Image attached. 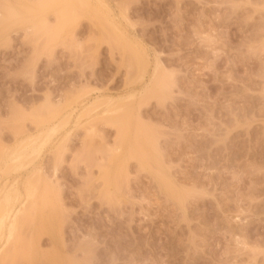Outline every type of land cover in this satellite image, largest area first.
<instances>
[{
    "label": "rangeland",
    "instance_id": "rangeland-1",
    "mask_svg": "<svg viewBox=\"0 0 264 264\" xmlns=\"http://www.w3.org/2000/svg\"><path fill=\"white\" fill-rule=\"evenodd\" d=\"M55 2L35 31L16 18L0 24V160L10 162L0 201L31 203L0 239V264H264V0H106L135 41L125 37L123 54L124 37L118 45L108 29L109 41L89 8H70L68 21L65 11L59 28ZM132 48L149 63L144 84L141 63L129 69ZM156 65L166 90L141 103ZM129 94L121 131L117 115H99ZM99 98L88 122L83 110Z\"/></svg>",
    "mask_w": 264,
    "mask_h": 264
},
{
    "label": "bare ground",
    "instance_id": "bare-ground-1",
    "mask_svg": "<svg viewBox=\"0 0 264 264\" xmlns=\"http://www.w3.org/2000/svg\"><path fill=\"white\" fill-rule=\"evenodd\" d=\"M48 1H50V0H37V2L36 3H34V4H30V5H28V6H24V7H21L20 9L19 8H17L16 7V5L17 4H15V3H13L11 0H6V5H4L3 7H2V9L0 10V24L1 23H4V19H10V18H16L17 20H18V22H20L21 24H23L24 26H26L27 27V30L28 29H33L34 31L35 30H37V25L38 24H43V25H45L46 24V22L49 20H47V17H46V14H43V16L42 15H39L38 14V12H43V13H46L45 11H46V8H45V4H46V2H48ZM53 1H57V2H55V3H58V4H60V5H62V7H61V9L59 10V11H57V17H56V22H57V25H58V23H59V28L62 26V23L64 22V20L67 18V21H68V19L70 18V14L73 12V14H75L74 13V11H75V9L78 7V8H87V10H88V8H89V10H91L92 11V15H94V16H96L95 18H97V19H100L98 22H102V25L104 24V25H106L107 27H105L106 29H107V34L109 33V35H110V32L108 31V29H111L113 32V34H114V32L116 33L115 35H113L114 36V38H115V41L118 43V45L119 44H121L122 45V41L121 40H119V36H120V38L122 39V37H124L123 38V41H125L124 43H125V46L124 45H122V46H119V47H122L121 48V51H122V49L123 48H125L126 50H127V47H129V42H128V38H130L129 36H127V35H125L124 36V34H122L123 33V31L121 32V29H123V26H122V28L120 29V27H119V24H118V21H117V19H115V15L113 14V10H112V8H110L109 7V5H107V3L105 2L106 0H53ZM126 1V0H125ZM129 1V0H128ZM42 2V3H41ZM78 2V3H77ZM110 2V1H109ZM45 3V4H44ZM124 4H125V2H123ZM36 4H37V7H35L36 6ZM58 4H55V5H58ZM77 4V6H75ZM112 4V3H111ZM126 4H128V3H126ZM72 5V6H71ZM78 5H81L80 7L78 6ZM74 6V7H73ZM76 7V8H75ZM70 8H72L74 11H69V9ZM127 8V7H126ZM3 10V11H2ZM68 10V11H67ZM116 10V9H115ZM65 11H66V14H68L67 12H69V16L67 17V15L65 14ZM76 11H78L79 12V10H76ZM75 11V12H76ZM123 11V10H122ZM64 12V13H63ZM71 12V13H70ZM124 13H125V11H124ZM56 14V13H55ZM66 15L65 17V19L63 20V22H61L62 20H61V18H62V15ZM120 14V13H119ZM122 15V14H121ZM71 16H73V15H71ZM93 16V17H94ZM126 16H127V13H126ZM119 17V16H118ZM117 17V18H118ZM125 17V16H124ZM121 18H122V16H121ZM127 18V17H126ZM125 18V19H126ZM37 19H39L41 22H38L37 21ZM92 19V18H91ZM124 19V20H125ZM129 20V19H128ZM55 23V22H54ZM47 25H52L53 26V24H48L47 23ZM61 25V26H60ZM29 26V27H28ZM48 26V27H49ZM53 27H55V29H56V27L57 26H53ZM101 27V26H100ZM32 30V31H33ZM54 30V29H53ZM57 30V29H56ZM56 30H54V31H56ZM59 30V29H58ZM57 30V31H58ZM50 31V30H49ZM53 31V32H54ZM101 31V30H100ZM103 31V30H102ZM104 33H105V31H103ZM71 33V35L73 36L74 35V32L72 33V32H70ZM30 34H37V33H35V32H32V33H30ZM55 34L56 33H54V35L53 36H55ZM33 35V36H34ZM51 35H52V33H51ZM30 36H32V35H30ZM108 36V35H107ZM112 35H110L108 38H110ZM127 36V38L126 39H128V40H126L125 39V37ZM27 37H28V35H27ZM74 37V36H73ZM132 37V36H131ZM38 38V37H37ZM37 38H35V36L33 37V39H37ZM51 37H49V39H50ZM53 38V37H52ZM114 38H110L109 39V41L111 40V39H114ZM116 38H118V39H116ZM30 39V38H29ZM105 39V38H104ZM125 39V40H124ZM37 40H39V38L37 39ZM37 40H35V41H37ZM108 40V39H107ZM131 40V39H130ZM129 40V41H130ZM134 40V39H133ZM126 41H127V43H126ZM108 42V41H107ZM115 42V43H116ZM119 42H122V43H119ZM133 42H135V41H133ZM132 42V40L130 41V43H133ZM109 43V42H108ZM128 44V45H127ZM134 44V43H133ZM130 45H132V44H130ZM112 46V45H111ZM116 46H117V44H116ZM127 46V47H126ZM135 46V45H134ZM57 47V46H56ZM110 47V46H109ZM118 47V46H117ZM132 47V46H131ZM138 47V46H137ZM112 48V47H111ZM110 49V48H109ZM126 50H124V51H126ZM132 51H131V53H130V51L129 52H124L125 53V55L127 54V53H129V55H127L126 57H127V63H128V65L130 66L129 67V69H131V68H134V66H135V64L136 63H141V66L140 67H138V71H137V75L138 76H135V77H138L137 79L139 80V81H145V79H146V77L148 76V73H149V63H148V61L146 60V59H143L144 58V56H146V55H144L142 52L141 53H139L140 52V50H139V52L138 53H136L135 52V50H133V48L131 49ZM52 51V50H51ZM121 51H120V53H121ZM113 52V51H112ZM133 52V53H132ZM143 52H145V51H143ZM53 53V52H52ZM122 54H123V51H122ZM137 54V55H136ZM140 54H142V56L140 55ZM146 54V53H145ZM122 56V55H121ZM139 56V57H138ZM125 57V56H124ZM129 57V58H128ZM137 57L139 58V60L137 59ZM141 57V58H140ZM146 58V57H145ZM124 60H125V58H124ZM137 61V62H136ZM125 62V61H124ZM135 63V64H134ZM138 63V64H139ZM157 63V62H156ZM157 65H159V63L157 64ZM156 65V66H157ZM124 66V65H123ZM155 66V67H156ZM128 67V66H127ZM136 67V66H135ZM154 67V68H155ZM157 69H155V71L154 72H152V74H150V80L148 81L147 80V84L146 85H144V87H143V89H142V91L144 90V93H143V95L145 96H142V95H140V97H141V100L142 101H140L141 103H143V100L145 101V100H148V97L151 95L152 97L155 95V98H157V96H159L161 93V91H163L164 89H165V87H164V85H163V82H162V78H160L159 77V74H158V69H159V67L157 66L156 67ZM127 69V68H126ZM134 69H136V68H134ZM130 71V70H129ZM128 71V72H129ZM130 73V72H129ZM129 73H127L126 72V74H129ZM132 73V72H131ZM139 73V74H138ZM135 74V73H134ZM131 75V74H130ZM130 75L128 76H126L125 77V81H126V78H128V80H129V77H130ZM132 76V75H131ZM161 76V75H160ZM134 79H136V78H134ZM130 81V80H129ZM135 80H132V82H134ZM131 82V81H130ZM131 82V83H132ZM124 84H125V82H124ZM139 84H140V82H139ZM143 84H144V82H143ZM142 84V85H143ZM126 85H128L127 84V82H126ZM73 89V88H72ZM87 89V88H86ZM86 89H83V87H82V89H80V92H81V94H78V93H74L73 91L74 90H72V92L74 93L73 95H72V97L74 98V96H75V98H76V100L77 101H79V99H81L82 97H83V94L85 93H88V92H86ZM166 90V89H165ZM84 91V92H83ZM87 91H88V89H87ZM141 91V90H140ZM76 92V91H75ZM77 92H78V90H77ZM167 92V91H166ZM71 93V92H70ZM69 93V94H70ZM83 93V94H82ZM141 93V92H140ZM139 93V94H140ZM141 93V94H142ZM160 93V94H159ZM68 94V95H69ZM135 94V93H134ZM133 94V95H134ZM130 95V97H132L133 95H131V94H129ZM129 95H127V96H129ZM70 96H71V94H70ZM69 96V98L71 99V97ZM137 96V95H136ZM135 95L133 96L134 98L132 99V98H130V97H127L125 100H126V102L124 103V100L122 99L121 100V102H123V103H121L120 101H118V103H117V101H115L117 104H115V103H112L111 104V102L110 101H112V100H110V101H108L107 102V108L106 109H104L101 113H100V115L99 116H105V115H107L109 118H110V120H111V117L113 116H116L117 117V119L119 118V120H116V121H118V123H119V125H117V126H119L117 129L118 130H121V128H122V126H123V120H121V119H123V117L125 116V114H126V112H128L129 111V113L130 112H132L131 110H133V108L134 107H131V106H126L127 104H132V102H134V99H135V97H136ZM139 96V95H138ZM148 96V97H147ZM161 96V95H160ZM142 97H143V99H142ZM164 97V96H163ZM69 98H66V99H69ZM125 98V97H124ZM130 98V99H129ZM151 97H149V99H150ZM162 98V97H161ZM46 99H47V97H46ZM107 99L108 98H105V100L107 101ZM48 100V99H47ZM109 100V99H108ZM118 100V99H117ZM130 100V101H129ZM75 101V100H74ZM73 101V102H74ZM77 101H75V102H77ZM132 101V102H131ZM139 101V100H138ZM158 101H159V99H158ZM110 102V103H109ZM145 102H148V101H145ZM79 103V102H78ZM77 103V104H78ZM105 103V101L102 99L101 100V98H99V99H95V100H93L91 103H89V105H88V107L87 106H85V108H84V110H83V116H89V120H88V122L90 121H93L94 119H93V115H91L92 113H94L95 111H97V109L100 107V105H102V104H104ZM127 103V104H126ZM141 103L139 104V102H138V104L139 105H141ZM50 104V103H49ZM55 104V103H54ZM60 105V104H59ZM136 105V104H135ZM134 105V106H135ZM51 106H53L54 107V105L52 104ZM80 106V105H79ZM132 106H133V104H132ZM67 108V107H66ZM66 108H64L63 110H65ZM138 109H140V108H138ZM62 110V111H63ZM62 111H59V113L60 112H62ZM58 112V111H57ZM114 112H116V113H114ZM81 113V112H80ZM109 113H113L112 115H108ZM140 113V112H139ZM102 114V115H101ZM118 114H121V115H118ZM55 115H56V113H55ZM59 115V114H58ZM69 115V114H68ZM124 115V116H123ZM139 115V114H138ZM81 116V115H80ZM98 115H97V117H99ZM107 116H105V117H107ZM123 116V117H122ZM67 117V116H66ZM66 117L64 118V120L66 119ZM78 117V116H77ZM82 117V116H81ZM80 117V118H81ZM92 117V118H91ZM107 117V118H108ZM91 118V119H90ZM106 118V119H107ZM79 119V118H78ZM95 119H96V117H95ZM98 120H99V118H97ZM104 119V118H103ZM115 119V118H114ZM125 119H126V117L124 118V121H125ZM138 119H139V116H138ZM63 120V121H64ZM74 120V119H73ZM60 121H62V120H60ZM63 121L61 122V124L63 123ZM115 121V120H114ZM111 122H113V120L111 121ZM121 122V123H120ZM92 123V122H91ZM117 123V124H118ZM120 124H122V125H120ZM116 125V124H115ZM58 126H59V124H58ZM93 126V125H92ZM91 125H90V127H92ZM22 127V126H21ZM54 129H55V127H53ZM57 128V127H56ZM23 130V129H22ZM90 130V129H89ZM94 130V129H93ZM15 131V130H14ZM91 131V130H90ZM89 131V132H90ZM122 131V130H121ZM121 131H119V134L121 133ZM124 131H125V129H124ZM16 132V131H15ZM49 132V131H48ZM18 133V132H17ZM52 133V132H51ZM42 134V133H41ZM48 134V133H47ZM117 134V133H116ZM118 134V135H119ZM142 134V133H141ZM18 135V134H17ZM51 135V134H50ZM49 135V136H50ZM53 135V134H52ZM47 136V135H46ZM54 136V135H53ZM69 136V135H68ZM68 136H67V138H68ZM28 138H30L29 136H27ZM139 137V136H138ZM34 138V137H33ZM47 138V137H46ZM50 138V137H49ZM65 139V138H64ZM63 139V140H64ZM118 140H117V143H118V141H119V138H117ZM139 139V138H138ZM27 140V139H26ZM31 140V139H30ZM35 140V139H34ZM38 140V139H37ZM48 140V139H47ZM33 141V140H32ZM66 141V140H65ZM29 142V141H28ZM47 142V141H46ZM23 143V142H22ZM26 143V142H25ZM65 143V142H64ZM27 144V143H26ZM25 144V145H26ZM137 144H138V142H137ZM18 145H20L19 143H18ZM17 145V146H18ZM59 145H61V143L59 144ZM139 145V144H138ZM28 146V145H27ZM140 146V145H139ZM19 147V146H18ZM21 147H25V146H23V145H21ZM57 147H58V145H57ZM118 147V146H117ZM35 148H37V147H35ZM135 148V147H134ZM20 149H22V148H20ZM19 149V150H20ZM62 149V148H61ZM66 148L64 147V150H65ZM10 150V149H9ZM16 150V149H15ZM32 150H34V149H32ZM36 150V149H35ZM56 150V149H55ZM2 151V150H1ZM18 151V150H17ZM16 151V152H17ZM57 151H59L58 149H57ZM14 152V151H13ZM33 151H31V153H32ZM55 152V151H54ZM65 152V151H64ZM63 152V153H64ZM1 153V152H0ZM15 153V152H14ZM27 153V152H26ZM52 153H53V150H52ZM11 154V153H10ZM13 154V153H12ZM17 154V153H16ZM24 154V153H23ZM61 154V153H60ZM4 155V154H3ZM2 155V157H4L5 155H7V153L3 156ZM14 155V154H13ZM18 155H19V153H18ZM27 155V154H26ZM26 155H24V156H26ZM58 155H59V153H58ZM58 155H56V157L55 158H57V156ZM63 155V154H62ZM146 154H144V156H145ZM37 156V155H36ZM149 156V155H148ZM1 157V158H2ZM7 159H8V156H5ZM27 158H28V155L26 156ZM31 157H33V155L31 156ZM30 157V155H29V158H31ZM6 158H4L5 160H6ZM19 157L17 156V157H15V158H13V159H11V161H19V160H17ZM23 158H25V157H23ZM145 158L147 159L146 161H148V157H146L145 156ZM4 159H3V161H4ZM22 159V158H21ZM20 159V160H21ZM10 160V159H9ZM25 160V159H24ZM24 160L23 161H20V162H24ZM33 159L31 158V161H32ZM0 161H2V160H0ZM3 161L2 162H0L1 164L0 165H2V163H3ZM8 160H6V161H4L5 163L7 162ZM30 161V160H29ZM9 162V161H8ZM20 162H19V164H20ZM25 163V162H24ZM27 163V162H26ZM30 162H28V164H29ZM9 164H10V162H9ZM18 164V165H19ZM8 165V164H7ZM6 165V166H7ZM12 165V164H11ZM15 165V164H14ZM12 166V167H14V168H16V167H18V166ZM23 165V164H22ZM34 165V164H33ZM3 167V166H2ZM8 167H10V166H8ZM56 167V166H55ZM11 168V167H10ZM0 169H1V166H0ZM56 169H57V167H56ZM55 169V170H56ZM4 170V169H3ZM2 170V171H3ZM9 170V169H8ZM17 169H15V171H16ZM2 171H0L1 172V174L2 173H4V172H2ZM13 171V170H12ZM15 171H13V172H15ZM33 172V171H32ZM30 173V175H33L34 173H35V175H36V173H37V175H38V172H33V173ZM28 176L27 177V183H28V180L30 179H32V180H34V178L36 177V176H34L33 175V177L32 178H29V177H31V176ZM157 176V175H156ZM159 177V176H158ZM161 178V177H160ZM106 179H108V178H106ZM161 179H163V177L161 178ZM166 180V179H165ZM164 179H163V182L165 183H163L164 185H166V187H168V188H166V189H168V190H171L170 188L172 187V186H170V184H167L166 183V181H165ZM2 181V180H1ZM1 184H2V182H0ZM33 183H34V181L33 182H29V185L31 186V185H33ZM0 184V185H1ZM117 185V184H116ZM169 185V186H168ZM35 186V185H34ZM3 187V186H2ZM6 187V186H5ZM5 187H4V190H5ZM55 188V187H54ZM44 192H43V194H41L42 196H45V198L43 199V201H47V199L50 197V196H48L47 198H46V195H48L47 194V189H45L44 188ZM174 190V189H173ZM0 191H1V189H0ZM4 192V191H3ZM173 192H175V191H173ZM168 193H169V191H168ZM170 193H172V192H170ZM178 193V192H177ZM176 193V194H177ZM46 194V195H45ZM50 194V193H49ZM175 194V193H174ZM173 194V195H174ZM51 195V194H50ZM171 195V194H170ZM178 195V194H177ZM54 196H56L55 194H54ZM173 197V196H172ZM175 197V196H174ZM177 197V196H176ZM2 197H0V199H1ZM43 198V197H42ZM52 198H54V197H50V201H53V200H51ZM56 198H58V197H56ZM55 198V199H56ZM178 199H181V198H179V197H177ZM177 198H174V199H177ZM3 199V198H2ZM54 199V200H55ZM27 201H25V199L22 201L21 200V202L17 205V206H15L16 204H14V203H12L9 207H5V205L3 204V203H1V201H0V211H1V209H2V207L4 206L5 208H7V210H6V213H5V215H4V217H6L7 219L6 220H4V221H1L0 222V239H3V235L6 233V232H8V231H14V229L17 227V223H18V219L20 218L19 216H21V214L23 213V212H25L24 210H26L28 207H29V204H31L30 202H29V200L28 199H26ZM3 201H4V199H3ZM42 201V202H43ZM48 201H49V199H48ZM49 201V202H50ZM179 201V200H178ZM28 202V203H27ZM54 202V201H53ZM61 202V201H60ZM34 203V202H33ZM38 204V201L37 202H35V205L34 206H36ZM39 205V204H38ZM45 205V204H44ZM33 206V207H34ZM37 209V208H36ZM33 210V209H32ZM35 210V209H34ZM63 210V209H62ZM60 212V211H59ZM54 215V214H53ZM63 218H64V216H63ZM7 220H9V224H7L6 223V221ZM20 223H21V220H20ZM19 223V225H21ZM23 223H27V222H23ZM17 224V225H16ZM28 224V223H27ZM25 225V224H24ZM28 226H29V224H28ZM34 226V225H33ZM62 226V225H61ZM60 225H59V229H58V227H53L54 229H53V231H51V243H52V245H51V247H52V249H53V251L58 255V256H60V255H62L63 254V249H64V245H63V239H62V230H61V227ZM23 227V226H22ZM19 228V227H18ZM23 228H21V230H22ZM59 230H61V231H59ZM19 231V230H18ZM61 232V233H60ZM1 241V240H0ZM6 246H4V248H5ZM6 249V248H5ZM8 249V248H7ZM52 249H51V251H52ZM2 250V249H1ZM6 252H7V250H5ZM4 251V252H5ZM3 251H0V257L2 256L1 254H3L2 253ZM5 252V253H6ZM8 252H9V250H8ZM7 252V253H8ZM4 253V254H5ZM11 253V252H10ZM12 254V253H11ZM7 255V254H6ZM5 256V255H4ZM8 256H9V253H8ZM57 256V258H59ZM56 259V258H55ZM60 260V259H59ZM62 260V259H61ZM60 260V262L61 263H63V261H61ZM56 261V260H55ZM57 261H58V259H57ZM70 261V260H69ZM32 262V261H31ZM30 262V263H31ZM58 263V262H57ZM33 264V263H32Z\"/></svg>",
    "mask_w": 264,
    "mask_h": 264
}]
</instances>
